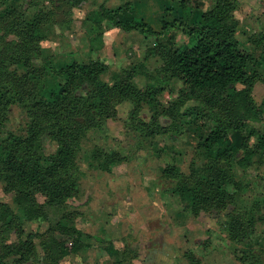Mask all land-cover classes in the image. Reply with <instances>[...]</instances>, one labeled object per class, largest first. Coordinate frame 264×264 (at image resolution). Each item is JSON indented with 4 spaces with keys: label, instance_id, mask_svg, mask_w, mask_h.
Returning a JSON list of instances; mask_svg holds the SVG:
<instances>
[{
    "label": "trees",
    "instance_id": "trees-1",
    "mask_svg": "<svg viewBox=\"0 0 264 264\" xmlns=\"http://www.w3.org/2000/svg\"><path fill=\"white\" fill-rule=\"evenodd\" d=\"M9 1L0 0V8L5 7L4 13L0 10V187L12 193V199L0 202V240L13 232L16 240L0 242V264H61L65 257L91 246L74 224V210L66 209L52 222L45 207H64L77 196L82 141L90 130H100L103 120L114 119L116 106L124 101L133 104L131 125L151 142L183 118L201 121L196 144L201 164L192 163L188 172L175 164L166 165L162 177L170 186L163 191L175 195L183 211L194 217L223 213L220 231L239 263L264 264V242L253 243L257 224L264 223L262 206L249 199L250 184L243 181L248 168L264 164V128L257 126L264 122V98L257 102L252 94L256 82H264L259 69L264 66V30L248 36L253 50L242 45L235 15L239 0H178L185 16L178 28L187 36L186 43L175 47L157 38L145 54L159 58V81L177 79L182 84L169 106L160 111L159 94L164 87L153 82L138 86L136 75L148 76L139 65L107 80L103 75L108 67L98 59L58 66L52 55L42 53L40 42L47 36V24L86 0H45L48 6L42 0H29L26 9L11 7ZM191 7L194 11L186 13ZM86 20L92 22L90 29L99 38L98 27L104 20L145 36L162 33L137 18L129 2L116 7L100 5ZM188 101L196 104L185 106ZM12 105L20 106L28 118L21 132L6 129ZM142 105L154 110L148 121L138 117ZM161 113L171 120L168 125L160 123ZM231 133L240 136L238 145L231 142ZM44 135L55 145L54 152H44ZM94 158L95 165L91 163ZM90 159V166L108 172L126 161V156L96 147ZM35 220L46 221V227L26 232L24 224ZM102 248L113 264L133 261L136 256L133 249L119 250L111 242ZM185 254L192 264L199 262L192 251ZM13 256L8 263L6 259ZM118 256L124 259L119 261Z\"/></svg>",
    "mask_w": 264,
    "mask_h": 264
},
{
    "label": "rangeland",
    "instance_id": "rangeland-1",
    "mask_svg": "<svg viewBox=\"0 0 264 264\" xmlns=\"http://www.w3.org/2000/svg\"><path fill=\"white\" fill-rule=\"evenodd\" d=\"M28 1L10 0L8 4L26 9ZM250 1L259 2L256 7H261L256 9V13L259 11L263 20L245 13L244 7L239 8L235 15L243 27L248 26V30L243 28L237 31V38L242 45L253 50L254 44L247 38L252 33L258 34L264 30V0ZM126 2L130 3L137 18L149 23L156 32L162 33L158 36H145L134 30L123 31L106 20L98 27L102 32L100 38L96 36V32L91 31L92 22L86 20L89 12L100 5L116 7ZM42 3L48 6L45 0ZM65 9L67 7L62 11ZM0 10L4 13L5 7ZM31 11L32 7L28 9V12ZM189 11L194 9L186 8L185 12L189 14ZM183 12L178 0H86L77 7L68 9L66 13L63 12L64 14L58 13L55 16L56 22L47 24V36L40 42V49L44 55H52L58 66L73 60L98 59L108 67L103 75L107 80H112L132 65H139L141 71L148 76L136 75L135 82L138 86L143 87L146 83L153 82L164 87L159 94L160 111L169 106L182 84L177 79L159 81V58L147 57L145 54L157 38L160 42L175 47H182L186 43L187 36L178 28L179 21L185 19ZM162 24H165L164 28ZM37 63H40L39 59ZM259 69L264 73V66ZM235 86L241 87L239 84ZM252 94L260 102L264 98V82H257ZM193 104L196 102L188 101L185 106ZM132 108L130 101L118 104L114 119L103 120L100 130H90L87 133L78 155L81 178L77 196L70 198L64 207H45L52 222L66 209L74 210V224L85 233V241L91 245L77 255L65 257L61 264H113V258L102 248L107 242H111L119 250L129 247L136 252L133 261L121 264H192L193 260L185 257L187 251L193 252L199 260L197 264H240L232 246L226 241L225 234L220 231L223 213H201L194 217L183 211L175 195L163 191L170 186L169 180L162 177L166 165L175 164L181 171L188 172L192 163L201 164V155L196 150L201 121L192 123L183 118L176 127H171L168 133L151 142L131 125L129 112ZM153 111L147 105H142L138 117L148 121ZM27 121L25 111L18 105H12L6 129L21 132ZM159 121L163 125L171 122L164 113L159 115ZM257 126L263 129L264 122ZM230 136L231 142L238 145L240 136L233 133ZM42 145L45 153L55 151V145L46 135L42 137ZM96 147L105 151L117 150L126 156V161L113 165L108 172L90 166V151ZM91 163L95 165L98 161L94 158ZM239 172L237 169V173ZM243 181L250 184L247 192L249 199L259 201L264 214V164L258 168H248ZM11 199L12 193H5L0 187V202H11ZM38 199L43 201L39 195ZM46 225V221L35 220L24 224V228L26 232H38ZM15 240L13 232L9 238L0 242ZM263 242L264 223H258L253 243L258 246ZM35 243L39 248L37 239ZM14 257H9L6 261L11 263ZM118 259L120 261L124 257L118 256Z\"/></svg>",
    "mask_w": 264,
    "mask_h": 264
},
{
    "label": "crops",
    "instance_id": "crops-1",
    "mask_svg": "<svg viewBox=\"0 0 264 264\" xmlns=\"http://www.w3.org/2000/svg\"><path fill=\"white\" fill-rule=\"evenodd\" d=\"M247 5H249V6H247ZM258 5H259L258 1L257 2H251L250 0H239V8L244 7L243 9L245 10V13L247 12L253 16L256 15L259 19L263 20V17H261L262 14L259 11H258V13H256V9L258 10V8L261 7V6H259L257 8L256 6H258ZM253 19H254V17H253ZM243 28L248 30L247 25L245 27H243L242 24H239L238 30L240 31V29L242 30ZM246 30H244V31H246ZM258 82H260V81H258ZM255 87H256V84H255Z\"/></svg>",
    "mask_w": 264,
    "mask_h": 264
}]
</instances>
